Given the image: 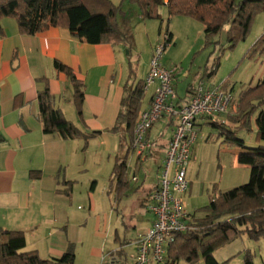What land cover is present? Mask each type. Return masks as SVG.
<instances>
[{"label":"crops","instance_id":"0c3cea01","mask_svg":"<svg viewBox=\"0 0 264 264\" xmlns=\"http://www.w3.org/2000/svg\"><path fill=\"white\" fill-rule=\"evenodd\" d=\"M125 13L122 12L121 17L125 18ZM119 20L117 15L118 24ZM0 26V228L22 231L25 237L23 250L35 249L42 258L58 257L72 243L69 229L75 212L73 194L77 180L74 173L82 172L86 166L82 161L84 156L80 155L84 141L43 133L37 94L47 86L54 107L59 108L75 126L84 132L100 131L88 140L89 143L91 140L97 142L100 154H116L120 134L109 130L115 124L124 88L143 80L148 66L144 75L137 79L133 70L127 67L123 43H87L72 36L62 26H51L31 35L21 33L11 17L2 18ZM119 26L124 32L122 24ZM124 33L129 37L132 31L128 28ZM55 60L71 68L83 84L81 115H77L73 104L71 81L64 72L55 69ZM176 69L173 78L175 91ZM200 80L215 83L198 77L187 87L194 89ZM155 85L145 88L141 109L148 106ZM184 96L185 93L178 97L182 101ZM197 123L200 136L207 122L199 120ZM172 132L173 123L165 117L158 119L149 130L148 137L154 142L155 149L138 165L136 180H130L127 174L130 184L127 195L136 194L138 197L133 212L131 210L126 217L128 230L124 231L122 239L116 235L113 248L105 254L102 250L100 256L91 252L93 258L102 261L100 264H120L123 261L134 264L136 239L152 223L153 217L146 204L150 191L157 185L159 166ZM125 144L130 145L128 141ZM193 160L194 149L189 166ZM156 163H159L158 176L150 178L145 165L150 167ZM236 165L242 164L237 162ZM187 178L189 189L185 195L191 190L188 169ZM67 181L71 182L69 194L66 193ZM95 187L96 180H91L88 190L91 192ZM88 201V212H91L95 205L90 199ZM90 215L85 214V217ZM129 232L133 234L131 238H128ZM177 264L191 263L180 260Z\"/></svg>","mask_w":264,"mask_h":264},{"label":"trees","instance_id":"16d2710c","mask_svg":"<svg viewBox=\"0 0 264 264\" xmlns=\"http://www.w3.org/2000/svg\"><path fill=\"white\" fill-rule=\"evenodd\" d=\"M139 9L141 19H158L162 23L159 8L165 7L168 18L187 16L203 25L206 42H212L213 35L225 32V43L219 45V52L234 47L248 34L254 16L264 13V0H129ZM120 5L112 0H0V20L13 18L23 34H35L53 26L67 28L69 33L87 43L103 42L123 43L131 49V38L120 28L117 12ZM2 32L0 26V33ZM166 44L172 40V32L168 27L164 30ZM129 38V39H128ZM130 40V41H129ZM264 49V33L255 41L251 51ZM56 70L64 72L73 86V104L77 115H81L83 103L82 82L71 68L54 61ZM219 65V56L213 57L206 66L204 78L210 79ZM226 87V81L224 83ZM193 88L188 86L185 96L188 101ZM144 81L139 79L132 86H125L124 95L114 126L109 132L119 133V147L114 156L109 178V192L114 190L115 199L127 195L130 184L125 172L126 157L133 137V128L141 110L144 95ZM42 131L46 134H57L63 139L81 138L86 147L89 139L100 131L84 132L68 120L63 112L54 107L47 86L37 94ZM229 125L207 123L218 131L221 141L236 148V160L249 167L247 182L225 191L216 190L209 196L208 203L197 210L201 215H194L193 223L184 232L175 234L174 240L167 247L166 264H177L180 260L196 264L203 260L204 264H223L214 258V251L246 234L249 238L264 237V72L254 85L240 90L238 109L235 115L229 116ZM256 127L258 145L247 146L236 132L240 129L251 131V123ZM124 148V149H123ZM69 188L71 182L67 181ZM25 237L20 230L0 228V264H73L75 258L74 245L69 243L58 257L42 258L35 249L23 250ZM243 264H253L251 252L243 253Z\"/></svg>","mask_w":264,"mask_h":264},{"label":"rangeland","instance_id":"374dc122","mask_svg":"<svg viewBox=\"0 0 264 264\" xmlns=\"http://www.w3.org/2000/svg\"><path fill=\"white\" fill-rule=\"evenodd\" d=\"M114 3L120 5L117 15L124 32H127L128 28L132 31L131 49L126 54L125 48L124 53L127 58V67L133 70L137 79L141 78L147 70L152 49L162 40L166 27L172 32L173 39L165 46L161 61L166 66L177 68L178 96L184 95L189 83L197 80L198 77H203L211 59L219 56L218 68L210 79L215 83L226 81V87L230 88L234 102L228 113L222 117L224 119L222 124L235 128L236 124L229 121V116L237 113L240 90L254 85L264 72V49L251 51L255 41L264 33V13L259 12L254 16L250 30L243 40L237 41L232 48H228L225 44V48L219 52V45L224 44L226 40L224 30L218 35H213L212 42H206L203 25L191 17L173 16L167 24V10L165 7H160L158 12L162 23L159 25L158 19H141L137 5L129 0H115ZM122 12H126L125 18L121 17ZM236 134L245 141L247 146L258 145L254 122L251 123V131L240 129ZM221 140L218 131L206 124L202 127L201 135L194 145L195 160L188 167L191 190L188 195H185L183 203L185 209L196 217L201 215L197 210L208 203L209 196L213 193L214 183L217 185L216 190L225 191L249 179V167L236 165L238 150ZM91 141L85 149H83L84 143L80 148V155L84 156L82 161L86 164L85 168L82 172L74 173L77 180L73 194L75 212L69 229V239L74 244V264L102 262L93 258L91 252L95 251L100 256L99 253L102 250L105 254L113 248L116 235L122 239L128 224L126 217L137 205L138 198L136 194H128L118 201L115 199L114 190L109 192V178L115 154H100L97 142ZM158 166L159 163L150 167L148 164L145 165L150 178L158 176L160 167ZM91 180H96V187L90 192L88 186ZM88 199L95 205V209L91 212H88ZM88 213L91 215L85 217ZM132 235L129 232L128 238ZM128 238L126 237L127 240ZM245 250L251 252L253 264H264V237L253 239L246 234L217 248L214 256L219 263L226 261L223 264H243ZM197 263L204 264L202 259ZM120 264L125 263L123 261Z\"/></svg>","mask_w":264,"mask_h":264},{"label":"built area","instance_id":"2783aa9c","mask_svg":"<svg viewBox=\"0 0 264 264\" xmlns=\"http://www.w3.org/2000/svg\"><path fill=\"white\" fill-rule=\"evenodd\" d=\"M166 34L154 45L143 78L144 88L155 83L150 102L142 108L133 128L129 145L130 156L126 158L125 172L130 180H136L138 165L155 149L148 133L161 117L173 123L171 138L165 147L157 185L150 191L147 210L152 214V223L136 239L134 264L165 262L167 247L175 234L184 232L193 223L194 215L184 207L183 196L189 189L187 169L193 159V149L200 133L199 120L207 123H222V118L233 106L234 97L221 83L200 80L188 101L180 100L173 85L175 67L162 63ZM131 158L133 161L131 162Z\"/></svg>","mask_w":264,"mask_h":264}]
</instances>
